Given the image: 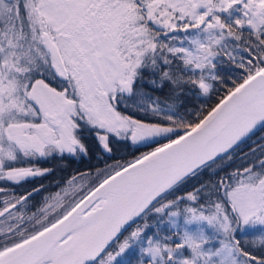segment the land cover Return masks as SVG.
Instances as JSON below:
<instances>
[{
  "label": "snow or ice",
  "instance_id": "snow-or-ice-1",
  "mask_svg": "<svg viewBox=\"0 0 264 264\" xmlns=\"http://www.w3.org/2000/svg\"><path fill=\"white\" fill-rule=\"evenodd\" d=\"M0 264H264V0H0Z\"/></svg>",
  "mask_w": 264,
  "mask_h": 264
},
{
  "label": "trees",
  "instance_id": "trees-1",
  "mask_svg": "<svg viewBox=\"0 0 264 264\" xmlns=\"http://www.w3.org/2000/svg\"><path fill=\"white\" fill-rule=\"evenodd\" d=\"M84 163H88L87 161H85ZM81 165L76 164L75 162L73 163V167H80Z\"/></svg>",
  "mask_w": 264,
  "mask_h": 264
}]
</instances>
